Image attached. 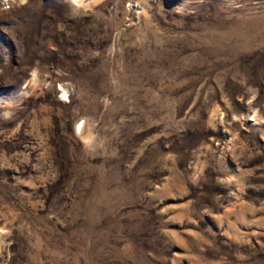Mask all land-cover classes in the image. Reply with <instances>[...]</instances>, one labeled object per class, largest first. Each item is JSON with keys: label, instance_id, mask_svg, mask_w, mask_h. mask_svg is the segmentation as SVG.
<instances>
[{"label": "rangeland", "instance_id": "rangeland-1", "mask_svg": "<svg viewBox=\"0 0 264 264\" xmlns=\"http://www.w3.org/2000/svg\"><path fill=\"white\" fill-rule=\"evenodd\" d=\"M0 264H264V0H0Z\"/></svg>", "mask_w": 264, "mask_h": 264}, {"label": "bare ground", "instance_id": "bare-ground-1", "mask_svg": "<svg viewBox=\"0 0 264 264\" xmlns=\"http://www.w3.org/2000/svg\"><path fill=\"white\" fill-rule=\"evenodd\" d=\"M74 1H76V2H77L78 0H74Z\"/></svg>", "mask_w": 264, "mask_h": 264}]
</instances>
